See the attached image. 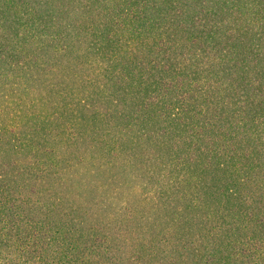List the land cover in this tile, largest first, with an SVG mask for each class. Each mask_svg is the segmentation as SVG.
<instances>
[{"label": "trees", "instance_id": "16d2710c", "mask_svg": "<svg viewBox=\"0 0 264 264\" xmlns=\"http://www.w3.org/2000/svg\"><path fill=\"white\" fill-rule=\"evenodd\" d=\"M112 93L143 135L181 140L171 153L201 155L185 150L177 126L193 146L209 144L211 164L199 163L187 185L201 222L198 210L185 225L170 210L149 215L138 229L118 228L111 248L105 228L83 234L76 218L30 216L0 181V264H264V0H0V140L23 136L28 149L33 137L69 132L62 147L119 162L126 135L52 117ZM152 118L173 130L152 131Z\"/></svg>", "mask_w": 264, "mask_h": 264}, {"label": "rangeland", "instance_id": "374dc122", "mask_svg": "<svg viewBox=\"0 0 264 264\" xmlns=\"http://www.w3.org/2000/svg\"><path fill=\"white\" fill-rule=\"evenodd\" d=\"M65 93L68 96L70 91L65 90ZM111 97L113 93L111 96L108 94L91 97L96 101L95 104L84 108L79 106L82 113L76 109L65 113V117L62 115L52 117L64 124L83 117L90 125L96 123V127L101 129L110 128L117 137L126 135L131 146L123 145L127 151V153L123 152V159L119 162L118 160L111 162L107 154L105 156L102 153L93 154L90 150L87 153L79 152L75 147L64 148L62 147L64 142L71 146L75 139L69 132L60 133L62 136L59 139L53 134L39 141L33 137L29 139L28 149L24 148V143L27 141L23 136L18 139L4 138L9 142L0 140V181L5 185L7 198H12L30 216L35 217L34 212L39 210L43 223L46 218H52L54 221L63 220L70 224L69 219L76 218V225L82 229L83 234L105 228L104 234L114 239L111 248L118 247V228L138 229L140 224L148 220L149 215H166L170 210V215L183 220L182 224L185 225L187 223L185 218L190 221L188 216L198 210L195 216H198L196 220L201 222L202 211L199 210L200 208L195 209L194 205L197 195L192 194V190H189L187 185L189 175L196 174L195 171L199 172L201 166L199 163L211 164L209 155L204 150L209 144L201 141L200 145L193 146L191 143L195 140L193 136L177 126L174 129L175 134L184 133L186 140H190V143L184 146L185 150L201 155H188L183 158L180 154L171 153V150L183 147L179 142L181 140L173 141L170 138V142L164 145L159 144L158 139H153L151 134L143 135L144 132L150 131L146 129V125H140L136 121L131 123L132 118L126 116L127 114L132 116L131 111L116 103L115 99L113 102ZM143 101L144 99L138 97L131 100V103L141 105ZM67 106H75V103L68 99ZM55 110L56 108H53L52 113ZM63 111L65 106L60 107V112L56 113V116ZM152 119L150 123L155 121ZM61 126H64L63 123ZM131 126L135 128L133 132L129 130ZM164 127L173 130L167 122L157 118L152 125V131ZM124 128L127 130L124 131ZM158 155L159 158H156L155 156ZM81 158L85 162L83 166L74 169L69 166L70 159L75 161ZM181 158L183 159L180 163ZM19 171H22L21 174ZM223 172L229 174L225 169ZM219 173L222 174V171ZM253 186L243 189V194H250ZM150 192L155 199L150 197ZM235 195L237 196V193ZM79 202H82V205ZM62 204L63 207L55 206ZM251 208L259 209L258 199L255 200L254 205H249V209ZM108 223L114 225L109 227L106 225ZM141 234L139 230L134 237L137 235L142 241L146 235L141 236ZM133 238L130 245L133 243Z\"/></svg>", "mask_w": 264, "mask_h": 264}]
</instances>
